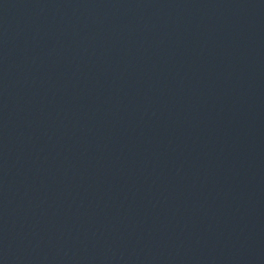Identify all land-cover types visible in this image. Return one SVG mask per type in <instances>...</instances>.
I'll list each match as a JSON object with an SVG mask.
<instances>
[{
	"label": "water",
	"instance_id": "water-1",
	"mask_svg": "<svg viewBox=\"0 0 264 264\" xmlns=\"http://www.w3.org/2000/svg\"><path fill=\"white\" fill-rule=\"evenodd\" d=\"M0 264H264V0H0Z\"/></svg>",
	"mask_w": 264,
	"mask_h": 264
}]
</instances>
